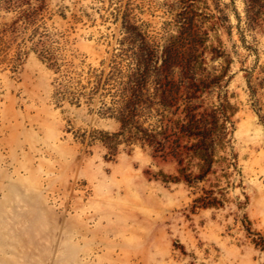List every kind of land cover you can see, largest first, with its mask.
<instances>
[{
	"label": "rangeland",
	"instance_id": "obj_1",
	"mask_svg": "<svg viewBox=\"0 0 264 264\" xmlns=\"http://www.w3.org/2000/svg\"><path fill=\"white\" fill-rule=\"evenodd\" d=\"M0 264H264V0H0Z\"/></svg>",
	"mask_w": 264,
	"mask_h": 264
},
{
	"label": "trees",
	"instance_id": "obj_2",
	"mask_svg": "<svg viewBox=\"0 0 264 264\" xmlns=\"http://www.w3.org/2000/svg\"><path fill=\"white\" fill-rule=\"evenodd\" d=\"M177 54L170 48L166 51V54L163 58V67L162 72L160 73V84L158 91V100L161 104L162 111L166 117L168 113L171 112V106L177 99L178 87L177 85L169 79V75L172 71L170 69L173 67L174 63L177 60ZM163 75V77H162ZM155 93V94H156ZM185 119H175L169 118L172 120L173 127L181 129L187 135H194L198 138L195 142V155H203L201 151L203 150L202 146L209 148L211 146V141H209L212 131L216 126V120L213 117L207 115L195 116L191 113L190 106L185 108ZM173 112V111H172ZM171 112V113H172ZM209 141V142H208ZM199 156V157H200ZM207 157V156H206ZM207 159V158H206Z\"/></svg>",
	"mask_w": 264,
	"mask_h": 264
}]
</instances>
